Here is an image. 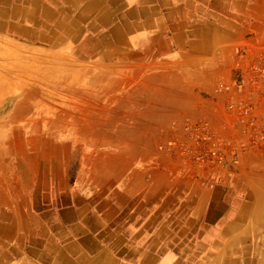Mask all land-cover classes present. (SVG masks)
<instances>
[{"label": "rangeland", "instance_id": "374dc122", "mask_svg": "<svg viewBox=\"0 0 264 264\" xmlns=\"http://www.w3.org/2000/svg\"><path fill=\"white\" fill-rule=\"evenodd\" d=\"M65 2L59 24H0V223L39 239L53 212L104 213L138 160L169 205L191 187L215 212L257 208L264 0Z\"/></svg>", "mask_w": 264, "mask_h": 264}, {"label": "crops", "instance_id": "0c3cea01", "mask_svg": "<svg viewBox=\"0 0 264 264\" xmlns=\"http://www.w3.org/2000/svg\"><path fill=\"white\" fill-rule=\"evenodd\" d=\"M49 5L54 0H0V24L26 33L42 22L59 24ZM148 163L137 161L126 189L104 213L87 209L66 223L65 213L53 212L39 239L32 224L0 223V264H264V211L253 205L242 219V207L215 212L191 187L176 190L183 198L169 205L168 191L157 187L159 166L152 164L151 175ZM233 244L239 249L231 250ZM32 246L39 248L35 254Z\"/></svg>", "mask_w": 264, "mask_h": 264}, {"label": "bare ground", "instance_id": "6f19581e", "mask_svg": "<svg viewBox=\"0 0 264 264\" xmlns=\"http://www.w3.org/2000/svg\"><path fill=\"white\" fill-rule=\"evenodd\" d=\"M249 208V204L245 203L244 206H243V213L239 214L240 215V218L242 219L243 218V214H245ZM259 212L261 211H264V193L260 194L259 198H258V205H257V208ZM246 217V216H245ZM231 250H238L236 249V246L235 244L232 245V247L230 248Z\"/></svg>", "mask_w": 264, "mask_h": 264}]
</instances>
